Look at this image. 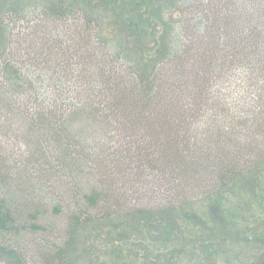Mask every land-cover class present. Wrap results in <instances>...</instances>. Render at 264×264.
Segmentation results:
<instances>
[{
    "label": "trees",
    "instance_id": "16d2710c",
    "mask_svg": "<svg viewBox=\"0 0 264 264\" xmlns=\"http://www.w3.org/2000/svg\"><path fill=\"white\" fill-rule=\"evenodd\" d=\"M200 1L205 8L207 0ZM193 2L152 0L144 30L143 12L136 14L144 0H0V131L16 124L18 137L29 143L21 164L11 167L0 147V264H78L76 244L85 246L92 235L72 244L81 225L99 233L88 251H107L114 264H264V112L257 105L264 110V41L247 50L261 38V28L239 31V64L255 73L259 92H239V130L224 117L216 121L208 96L200 100L214 64L195 56L188 87L200 102L193 109L168 105L167 82L184 68L187 51L177 46L175 18L159 42L151 36L157 26L152 18L173 8L182 18ZM229 13L211 21L230 26ZM145 38L157 45L141 83L137 60L132 66L123 46L132 40L146 47ZM160 62L172 64L170 77L158 73ZM133 78L141 90L129 87ZM72 79L79 89L64 92ZM45 80L61 90L48 95L41 88ZM188 113L203 120L191 134ZM113 120L121 122L125 141L133 139L105 157L103 131ZM123 154L140 163L133 174L120 166ZM143 171L167 180L163 205L135 209L125 202ZM47 187L55 214L63 206L75 209L67 218V242L55 223L42 219Z\"/></svg>",
    "mask_w": 264,
    "mask_h": 264
},
{
    "label": "rangeland",
    "instance_id": "374dc122",
    "mask_svg": "<svg viewBox=\"0 0 264 264\" xmlns=\"http://www.w3.org/2000/svg\"><path fill=\"white\" fill-rule=\"evenodd\" d=\"M144 1V8L141 9V12H137L136 14L138 18H141L143 12V17L145 19L144 25H147V19L151 18V16H148L147 10L152 4V0ZM199 1L200 0H194V2L192 3L194 7L186 11L183 14L184 17L182 18L175 17V14L177 15V17L181 14V12H177L176 8L168 9L167 11L163 10L161 19H158V21H153L152 18V22L155 26H157L154 30L151 29L153 30L151 36L156 37L157 42H159L161 33L165 32L166 28L168 29L169 25L172 22V19L175 18L176 21L171 25L173 28H175V35L178 40L177 46L183 48L184 51H187L186 55L183 57V69H180L176 73H173L170 77L168 71L171 69L168 68H170L172 64H162L160 62L159 66L161 67V70L158 67V73H160L162 78L167 74L171 78V80L167 82L169 89L167 94L170 98H172L173 100H177L181 95L183 96V99L179 103L171 100L169 101L168 105L180 104L186 105L189 109H193L200 101L196 100L195 97L192 98L193 92L191 90V87H188V84L194 81L193 78H190L189 66H191L193 71H195L197 64L201 61L211 62L212 64H214V66H212L211 74L204 79L205 81L203 82V85H206L208 88L206 89L205 94L200 96V100H203L208 96L206 105H211V110H215V112L213 113L218 115L216 117V121L218 122L221 120V118L224 117L230 124L233 125V127L239 130V103L241 101L239 92L245 90L252 91L253 93L256 90V94H259L257 89L258 83L255 84V73L251 69H249V66L245 64H239V31L241 30L242 26L248 28L251 26H255V24H259L261 28V38L258 41L251 40L249 42V47L247 48V50H252L259 44L262 45V41H264V0H207L205 2V8L201 7L200 2L202 1ZM210 9H213L216 12H209ZM226 12H230L228 15H231L232 13L234 17L233 24L228 26L226 25L225 21L222 20L221 26L217 27L216 24L211 20L216 18L217 13L225 15ZM146 25L144 27V30L146 29ZM227 34H229V36H227ZM157 42L146 39V47L144 46L142 48L141 44L138 46V44H134L132 40H129V42L125 44V47L123 46L125 50L129 48L131 56L134 60L132 61V66L135 60H137L135 62V69L139 72L138 77L141 79V83L145 82V72H147L146 69L147 67H149V58H152L154 56V48L156 47ZM114 46L117 48L116 44ZM115 47H113L114 50ZM109 49L110 52L113 51L112 47H109ZM244 51L246 52L245 49ZM194 56L199 60L197 64L193 62L194 60H196L194 59ZM122 62L128 63L124 60V58L121 57V63ZM255 65L257 66L256 63ZM132 76L130 75V77ZM129 81V87L131 89L135 88L136 90H138L140 88L139 90H141L142 86L138 83L137 78H133V80ZM79 87V83L76 80L72 79L69 82H66L63 90L67 93L74 92L75 89H79ZM41 88L44 89V91L48 93V95H53V92L56 90L53 83H49L47 80L44 81V84H42ZM60 90L61 87H59L56 91ZM61 93H63V91ZM56 96L58 97L57 93ZM72 96L69 95V97L74 98ZM75 100H77L76 97L74 98V101ZM68 102L70 101L67 100L65 104H68ZM160 102L162 105L158 108L159 110H163L165 108L164 105H166V100L163 98ZM257 105H260L262 107V112H264L262 104L258 102ZM202 110H204L203 107ZM195 116L197 115L188 113L186 128L188 127V125H191V130H188L189 134L192 133L194 125L197 126L198 122L203 121L199 120V117ZM109 120H111V117L109 118ZM110 124L111 127H109L107 124L104 127L103 131V133L106 134V138H104L103 144L107 143L104 148L106 152L105 157H108V154L111 155V151L116 150L119 144H121L123 149L124 145L128 141V139L127 141H125L126 137L123 136L124 128H121V122L113 120V122L111 121ZM4 128L5 130L7 129V127ZM15 129H17L16 124L13 125L11 131H7V133L5 134L3 131H0V147L1 150H4L2 154L7 157V159L5 160V164L7 163L10 167L13 165L11 163L18 162V164H21V160L24 159L27 151L29 150V143L24 142L23 138L20 139L18 137L19 133L16 132L17 130L15 131ZM132 139L133 138H130L129 141H131ZM129 145L134 146L136 145V143L134 142ZM124 149L126 148L124 147ZM123 155L124 158L119 159L120 166L123 167L124 165L125 172L133 174L140 163L136 161L133 154ZM107 160L106 163L109 162V160ZM143 172L146 175L142 178V180L138 179L136 186L131 188L130 191L126 192L124 195L127 199H125V202H128L129 204L128 207L135 209H146L156 208L163 205L164 199H166V196L163 195V192H165V190L167 189L165 185L167 180L165 181L164 179H162V176H160L159 172ZM90 177L92 179L91 182L93 184H96L98 176L94 172H91ZM44 190V193H46V195H43L44 201L42 205L43 208L45 207V213L42 215L43 218H41L43 219V221L48 222V224L55 223V225L57 226V232L61 234L60 239L62 240V242H65V240L67 242V240H71V236H67V218L69 217L70 213L74 212L75 209L72 206H70V208L68 209L63 206L62 211L55 214L52 211L54 203L53 201L49 202V199L47 198L48 196H50L49 194L51 193V190L48 187ZM61 200H63L64 202L65 198L61 199L60 197V201ZM89 229L90 228L85 229L81 225L76 229L77 235L73 237L72 244H75L77 239L80 238V240L82 241L83 237L86 234H92L90 236V243H87L85 246H82L83 242L81 244H76V246H78L79 252L77 263L114 264L115 260L111 256L112 254L109 255L107 251L98 249L91 250L90 252L88 251L91 242H97L100 239L99 237H97L99 233H96V231L92 232V230L88 232ZM102 230L104 231V228H102ZM73 234L74 233H72V236ZM108 240L110 241L109 238L104 239V241L102 243L99 242V244H105ZM55 242L60 243V240H56ZM48 249L49 248H44L43 253L46 250L45 254L49 252L48 255H50L52 252ZM122 249L125 252L129 251L128 248H123V244Z\"/></svg>",
    "mask_w": 264,
    "mask_h": 264
}]
</instances>
